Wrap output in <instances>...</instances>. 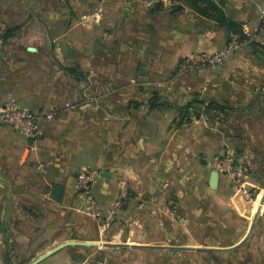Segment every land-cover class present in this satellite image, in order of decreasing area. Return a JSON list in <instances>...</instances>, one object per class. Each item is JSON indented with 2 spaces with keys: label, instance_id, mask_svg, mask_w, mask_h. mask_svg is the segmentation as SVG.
I'll return each instance as SVG.
<instances>
[{
  "label": "crops",
  "instance_id": "1",
  "mask_svg": "<svg viewBox=\"0 0 264 264\" xmlns=\"http://www.w3.org/2000/svg\"><path fill=\"white\" fill-rule=\"evenodd\" d=\"M45 1L57 10L42 12L18 39L0 41V63L18 55L43 66L38 76L0 78V104L42 114L41 151L0 126V264H31L75 241L97 245L70 244L37 264H141L142 255L145 264H196L198 257L223 264L241 253L264 264V172L242 153L251 199L220 173L213 188L214 161L229 135L211 118L181 112L185 104L169 83L181 60L223 50L227 27L184 0ZM215 1L250 40L203 82L196 79L206 72L184 77L181 95L246 102L264 114V0ZM48 64L70 68L50 77ZM84 170L101 174L91 194L102 218L78 189ZM120 176L130 199L106 221ZM55 185L63 187L60 201L51 198Z\"/></svg>",
  "mask_w": 264,
  "mask_h": 264
},
{
  "label": "rangeland",
  "instance_id": "2",
  "mask_svg": "<svg viewBox=\"0 0 264 264\" xmlns=\"http://www.w3.org/2000/svg\"><path fill=\"white\" fill-rule=\"evenodd\" d=\"M45 10H47L49 13L54 12L57 10L56 4L54 2H46L45 0H0V41H7L8 37L12 38L13 36L18 39L25 28H28L34 23H39V17L42 12H45ZM48 23L50 26H53L54 24L53 22H50V20ZM240 47L241 46H239L232 54H230L225 59L224 63L219 67L197 66L193 69H185L180 67L181 63L185 60L183 59L179 62L177 69L175 68L173 70H169V74L176 76V78L169 83L176 84L175 89L178 91L176 92L177 96L174 99L177 100V104L181 103L186 105L195 98H202L210 102L211 99H209V97H204L203 95L201 96V94L197 92H191L190 95L185 96L181 95L182 88L185 87L182 86V82L185 80L184 77L193 75L200 71L206 72L205 75L199 76L196 79L198 82H203L207 73H214L216 72V69L223 67L228 62V60L237 53ZM4 49L8 50L7 48ZM3 56L5 55L3 54ZM17 56L16 58L12 59H4L0 63V78L2 77L7 79L12 72H14L16 75L20 74V77L25 73H31V75L36 76L39 75V67L43 68V66L37 65V63L34 62L30 65L27 63L24 64V62H26L24 58ZM11 61H14L15 64H12ZM55 67V64H48V66H46V68H48V74L50 77L54 73H58L64 71V69L67 70V68H70V66L62 64L57 65L58 69ZM22 84L23 82L19 81L16 83V86ZM21 99L22 98H20V100ZM10 102L6 101L0 104V109ZM215 102L227 105L228 109L226 111L211 109L209 112H207L202 105L199 103H194V108L200 111V113L196 114L199 115V117L205 116L209 119L211 118L214 122H218L219 125L224 128L225 133L229 135L227 136L229 139L225 141V149L233 150L237 159L239 156H244L242 153H250L252 155L250 162L255 164L258 171H261V173L264 172V169H262L264 163V141L263 139L260 140L261 138H264V114L254 113L250 110V108H248L246 102L233 103L226 100H216ZM13 103H15L17 106H20L17 102ZM29 111L35 113L38 118H40L42 115L40 112H36L35 110ZM247 164L249 165V163ZM238 165L241 167L242 165L246 166L243 162H238ZM137 260L141 264H145L147 257L142 255L141 257H137ZM220 260L221 259L215 260L214 258L208 259L205 257H198L193 259V262L196 264H215L218 261L217 264H220ZM251 260L252 258L249 255H246V253H241L234 257H225L223 264H250L249 261ZM168 263L171 262H168L167 258L161 259L160 264ZM179 263L183 264L182 261Z\"/></svg>",
  "mask_w": 264,
  "mask_h": 264
},
{
  "label": "built area",
  "instance_id": "3",
  "mask_svg": "<svg viewBox=\"0 0 264 264\" xmlns=\"http://www.w3.org/2000/svg\"><path fill=\"white\" fill-rule=\"evenodd\" d=\"M261 17L264 22V8L261 11ZM241 45L242 43L239 41L238 36H232L230 43L223 50L210 55H192L185 58L180 67L185 69H193L197 66L219 67ZM40 119L41 117L38 118L35 113L23 109L13 102L6 104L0 109V125L8 126L21 132L27 139L31 140L33 147L37 151H41V147L38 144L40 139ZM193 119H196V117L194 116ZM214 169L218 173L228 176L235 190L244 194L248 200L251 199V194L245 187L243 168L238 165V159L233 150L227 149L224 154L218 156L214 161ZM100 176L101 174L97 170H84L78 178V189L89 201V210L97 218H102L103 215L97 209L98 206L92 197L91 189L93 182ZM117 183L119 188L118 196L108 210L106 217H104L106 221H113L119 212L126 207L130 199L127 181L120 176L117 179ZM94 264H103V262L98 258L94 261Z\"/></svg>",
  "mask_w": 264,
  "mask_h": 264
},
{
  "label": "trees",
  "instance_id": "4",
  "mask_svg": "<svg viewBox=\"0 0 264 264\" xmlns=\"http://www.w3.org/2000/svg\"><path fill=\"white\" fill-rule=\"evenodd\" d=\"M184 1L187 2L189 5L193 6L201 16L205 17L206 19L214 21L217 25L221 26L222 28L227 27L228 15L227 12H225V10L223 9L222 4L219 5L215 0H184ZM231 29H232V33L238 36L239 41L242 44L250 40V38L244 33L242 29L235 27L234 23H231ZM194 103H199L200 105H202L207 112H209L211 109H217L221 111H226L228 109L227 105H223L215 101L208 102L207 100L202 98H195L188 104L180 106L181 112L184 113L185 110L187 111L188 109H192L193 112L191 114V118L195 116L198 119L199 115H197L196 113H200V111L194 108L193 106ZM188 114L189 113H187V116Z\"/></svg>",
  "mask_w": 264,
  "mask_h": 264
},
{
  "label": "water",
  "instance_id": "5",
  "mask_svg": "<svg viewBox=\"0 0 264 264\" xmlns=\"http://www.w3.org/2000/svg\"><path fill=\"white\" fill-rule=\"evenodd\" d=\"M233 19H234V14H231L229 17H228V23H227V33H226V44H229L231 39H232V29H231V23L233 22ZM219 182V173L217 171H214L213 175H212V184L211 186L213 188H215L217 186ZM63 197V187L61 185H55L54 186V189H53V193L51 194V198L55 201H60ZM264 202V195H263V198H262V204ZM261 208H259V211L258 213L260 212ZM257 217H258V214L255 216V219L251 225V229H250V232L248 234V236L251 234L253 228H254V225H255V222L257 220ZM247 236V237H248ZM70 244H76V245H90V246H94V245H97V243H94V242H82V241H75V242H66L56 248H54L53 250H51L49 253H47L46 255H44L43 257L39 258L38 260H36L35 262L31 263V264H37L39 262H41L43 259H45L46 257L54 254L55 252H57L58 250L66 247V246H69Z\"/></svg>",
  "mask_w": 264,
  "mask_h": 264
}]
</instances>
